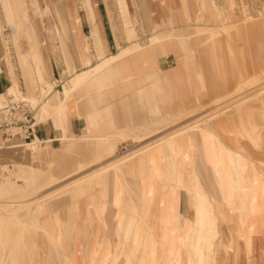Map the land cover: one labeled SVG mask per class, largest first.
I'll list each match as a JSON object with an SVG mask.
<instances>
[{
    "label": "rangeland",
    "instance_id": "1",
    "mask_svg": "<svg viewBox=\"0 0 264 264\" xmlns=\"http://www.w3.org/2000/svg\"><path fill=\"white\" fill-rule=\"evenodd\" d=\"M99 18L103 30L92 34L90 19ZM114 55L122 62L110 68ZM0 62L8 76L1 92L25 96L37 122L51 117L59 131L56 141L35 134L34 143L1 151L0 185L7 180L9 188L0 190V264L248 257L244 234L255 230L264 205L252 206L247 192L239 197L241 188H191V200L200 191L213 201L207 220L206 208L194 206L193 223L171 201L161 211L158 203L183 170L173 151L184 138H174L202 130L229 147L232 136L246 143L264 180V0H0ZM73 107L85 118L76 134L65 124ZM207 110L215 115L202 117ZM219 118H227L224 130L215 126ZM194 138L188 169L197 162L215 179L214 166L224 168L218 147H207L213 166L203 138ZM158 148L161 174L151 167ZM181 189L161 200L178 201Z\"/></svg>",
    "mask_w": 264,
    "mask_h": 264
},
{
    "label": "crops",
    "instance_id": "2",
    "mask_svg": "<svg viewBox=\"0 0 264 264\" xmlns=\"http://www.w3.org/2000/svg\"><path fill=\"white\" fill-rule=\"evenodd\" d=\"M0 72H4L1 62H0ZM6 77L8 78L6 73L4 75L0 74V92L1 90H3L5 86L8 85ZM117 101L118 100H116V102ZM94 109L95 108H91V115L94 114L93 113ZM78 112H79V108L76 109L74 107L71 110L69 109L67 110V120L65 124L67 126V129L73 134H76L77 132H79V130L85 124L84 116L82 114L81 115L78 114ZM227 118L217 119L215 121L216 128L218 129L221 128V130H224V123H225V120H227ZM35 122L37 123L36 135L38 137L42 138L43 140H50V139L57 140L59 131L54 127V122L51 117H46L41 120L39 119L38 122L35 119ZM249 123H250V118H249ZM248 130H249L248 135L250 136V128ZM202 131L199 132L196 136H198L200 140L201 138H203V146L206 152V157H208V159L212 162L214 166V159H213L214 157L212 156L210 151L207 149L210 143L213 142L209 139L211 137L210 136L211 133L207 132V134H204ZM196 136L195 134L189 133V134L174 138V139H180V140L184 138L182 142V149H178V150L175 149L174 151L172 150L174 152V155L178 156V158H175V164H181V159L183 158V170L181 169L176 170L177 171L176 181H177L178 186L180 184L184 185V189L179 190L178 201L172 200L170 197L169 198L167 197L165 201L161 200L162 196L166 195L170 190H173L174 188L178 186L174 188H169L168 191L159 195L158 209L163 210V208H161V205L164 203H166L167 205V202L171 201V203L174 205L173 206L174 211L178 210V212L185 217L187 222L193 223V220L195 219V215H196V209L194 206L200 204L201 206H204L207 210L205 214L206 220H207L208 219L207 214H212V211L210 210L208 205L209 204L212 205L213 201L210 199L209 196L207 200L204 193L200 191L196 194V197H194L195 200H191L192 198H190L189 196L190 194L189 190H191V188H197L201 190V188L204 185L207 186L208 183H213L215 185L217 184L216 185L217 189L221 188L227 191L233 190L235 188H238V189L241 188L243 190V193H242L243 196L239 195V197H245L246 196L245 194L247 192L248 196L253 198L252 206L256 203L259 205H264V180H259V181L257 180V174H256V169H255L256 152L254 150L251 152L248 149V145L246 143H243L240 139L236 138L235 136H232V140H230L231 142L230 147L226 145L222 139L219 140L218 142H213L214 145L218 147V149H216L218 152V157L219 156L222 157L223 163H224L223 166L225 168L224 169V168L214 166L216 170V178H217L216 180V178L215 179L213 178V174L208 175L207 171L202 170V164H200L199 166L197 162H195V167L193 169H188L190 167L189 151H191L192 153L191 149L193 145V138ZM241 149L243 151H241ZM163 150L164 149L162 148L152 149L151 151L155 153L156 162L154 164V162L151 163L149 161L151 163L152 169H154L155 171L156 170L159 171V174H161V172L163 171V167L165 168L166 166V162L161 160ZM151 151H149V153ZM262 152H264V149L262 150ZM229 153H231L233 157L232 164H230V161H229L230 160V157L228 156ZM237 159H240L244 162L243 166H241V164H238V162H236ZM162 161L163 163H161ZM236 182H238L237 185H236ZM229 192L228 194H230ZM224 194H227V193L224 192ZM169 212H170V208H169ZM222 214L223 213L220 212V215ZM214 215L216 218L220 216L218 212ZM256 216L257 217H255V219L256 221H258V224L256 225L255 230L250 233L248 232V229H247V233L244 234L245 236L249 238V242H250L248 246H246V252L249 253L248 257H244L241 255L237 261H232L230 262V264H264V208L260 209V211H258ZM221 217H222L221 219L226 218L223 215ZM252 217L253 215L250 214L245 219L249 222V220L254 219ZM227 220H231V218H227ZM228 233L230 235L233 234V228L228 229Z\"/></svg>",
    "mask_w": 264,
    "mask_h": 264
},
{
    "label": "built area",
    "instance_id": "3",
    "mask_svg": "<svg viewBox=\"0 0 264 264\" xmlns=\"http://www.w3.org/2000/svg\"><path fill=\"white\" fill-rule=\"evenodd\" d=\"M32 111L33 103L25 96H16L9 92L0 93V164L2 150L35 142L36 128ZM10 164L7 162L4 165Z\"/></svg>",
    "mask_w": 264,
    "mask_h": 264
},
{
    "label": "bare ground",
    "instance_id": "4",
    "mask_svg": "<svg viewBox=\"0 0 264 264\" xmlns=\"http://www.w3.org/2000/svg\"><path fill=\"white\" fill-rule=\"evenodd\" d=\"M233 17H234V16H233ZM236 18H237V17H236ZM225 19H226V18H225ZM244 19H246V17H245ZM244 19H243V20H244ZM92 20H93V19H90V27H91V31H90V32H91L92 34L97 33L98 29H99V30H103L102 21H101L100 18H99L98 22H97L96 19L93 20L94 22H93ZM235 21H236V19H235ZM245 21L247 22L248 20H245ZM222 22H223V21H222ZM241 22H242V20H241ZM241 22H239V23H241ZM116 55H117V54H116ZM116 55H114V56L112 57V59H110V60H111L110 68H111V65H113V66L115 65V67H117V65H119V64L122 62V60H121L120 58H116V57H117ZM115 56H116V57H115ZM224 61H225V59H223V64L225 63ZM224 67H225V65H224ZM112 69H113V68H112ZM107 70H110V69L108 68ZM226 72H227V71H226ZM260 72H261V71H260ZM262 72H263V71H262ZM260 76H261V75H260ZM262 76H263V75H262ZM262 76H261V77H262ZM227 79H228V78H227ZM263 79H264V78H263ZM263 79L261 78V80H263ZM257 82H258V84H259V82H261V81H260V78H259V80H258ZM257 82H256V83H257ZM255 85H256V84H255ZM263 85H264V84H263ZM263 85H262V87H264ZM262 87H261V88H262ZM229 88H230V87H229ZM250 89H251V88H250ZM262 90H264V89H262ZM262 90H260V91H261V92H264V91H262ZM249 92H250V91H248V94H249ZM256 92H257V91H256ZM259 93H260V92H259ZM259 93L253 94L252 97H253V96H256V95L259 94ZM137 95H138V94H137ZM241 96H242V95H241ZM138 97H139V95H138ZM245 98H246V97H245ZM245 98H244V99H245ZM247 99H248V98H247ZM138 101H139V99H138ZM207 102H208V101H207ZM207 102H206V103H207ZM131 103H134V102L131 101ZM223 103H224V102H223ZM200 105H201L202 107L205 106V105H202V103H201ZM200 105H198V106H200ZM195 106H196V105H195ZM195 106H194V107H195ZM206 106H207V104H206ZM206 106H205V107H206ZM223 106L226 108V107H227V103L225 102V103L222 104L221 106L216 107V110H214V111H216L217 113H218V111H219V113H220V111L223 110V109H220V108H222ZM192 108H193V106H192ZM189 109H190V108H189ZM194 109H195V108L190 109L189 111L186 110V111H188L189 113H186L185 111H184V113L188 116V114L190 115V113H191L190 111H191V110L194 111ZM196 109H197V108H196ZM217 110H218V111H217ZM211 113H212L211 111L207 110V111H205L204 113H202V117H205V116L208 117V116H214V115H215V114H211ZM179 114H183V112H182V113H179ZM179 114H178V115H179ZM185 114H184V115H185ZM178 115H177V116H178ZM184 115H183V116H184ZM175 116H176V115H175ZM180 116H182V115H179L178 117H180ZM176 118H177V117H176ZM174 119H175V118H174ZM173 123H174V121H173ZM187 124H188V123H187ZM193 125H194V124H193ZM190 127H191V126H190ZM192 127H193V126H192ZM194 127H195V126H194ZM185 128H186V127H185ZM185 128H184V129H185ZM176 129H177V128H176ZM188 129L190 130V129H192V128H188ZM182 131H183V128H182ZM178 132H180V130H179ZM172 133H173V132H172ZM174 133H175V132H174ZM174 133H173V135H174ZM176 134H177V133H176ZM176 134H175V135H176ZM169 135H170V134H169ZM171 135H172V134H171ZM173 135H172V136H173ZM166 136H167V135H166ZM167 137H169V136H167ZM165 138H166V137H165ZM165 138H164V139H165ZM158 139H159V138H158ZM162 139H163V138H162ZM153 142H154V140H153ZM147 144H149V143H147ZM147 144H146V145H147ZM153 144H155V143H153ZM149 145H150V144H149ZM151 145H152V144H151ZM151 145H150V147H151ZM152 146H153V145H152ZM146 147H147V146H146ZM148 148H149V146H148ZM146 149H147V148H146ZM141 150H142V149H141ZM143 150H144V149H143ZM139 151H140V150H138L137 152L139 153ZM133 152H135V151H133ZM132 154H134V153H132ZM135 154H136V152H135ZM135 154H134V155H135ZM82 179H83V178H82ZM80 180H81V179H80ZM77 181H78V180H77ZM77 181H76V183H77ZM71 182H72V181H71ZM74 183H75V182H74ZM74 183H73V184H74ZM69 185H70V184H69ZM8 188H9V184H8L7 180H5V182H4L3 184L0 185V190H1V189H2V190H3V189L7 190ZM6 202H7V201H6ZM6 202H5V203H6ZM1 203H2V202H1ZM5 203H2V204L4 205ZM7 204H8V203H7ZM0 205H1V204H0ZM1 206H2V205H1ZM3 207H4V206H3ZM5 207H6V206H5ZM5 207H4V208H5ZM7 208H8V206H7ZM10 209H11V208H10ZM12 210H13V209H12ZM12 210H11V211H12ZM7 211L10 212V210H8V209H7ZM248 226H249V224H248ZM250 226H251V225H250ZM8 252H9V251H8ZM8 256H9V254H8ZM7 259H8V258H7ZM11 259H12V257H11Z\"/></svg>",
    "mask_w": 264,
    "mask_h": 264
}]
</instances>
